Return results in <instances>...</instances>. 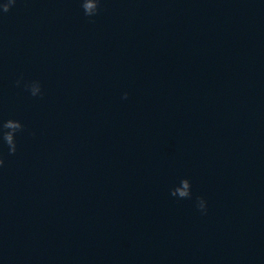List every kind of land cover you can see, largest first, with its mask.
Returning a JSON list of instances; mask_svg holds the SVG:
<instances>
[{
  "label": "water",
  "instance_id": "water-1",
  "mask_svg": "<svg viewBox=\"0 0 264 264\" xmlns=\"http://www.w3.org/2000/svg\"><path fill=\"white\" fill-rule=\"evenodd\" d=\"M10 118L0 264H264V0H16Z\"/></svg>",
  "mask_w": 264,
  "mask_h": 264
},
{
  "label": "clouds",
  "instance_id": "clouds-1",
  "mask_svg": "<svg viewBox=\"0 0 264 264\" xmlns=\"http://www.w3.org/2000/svg\"><path fill=\"white\" fill-rule=\"evenodd\" d=\"M16 0H5L4 3L0 4V10L3 13H7L15 5ZM81 7L84 11V14L88 17H92L98 14L100 9V0H81ZM20 81H17L19 85ZM25 88L30 91L33 97L42 95L41 84L39 81H33L28 84H25ZM128 96L127 93L124 94L126 99ZM24 125L16 119H7L0 124V139L3 143L6 144L8 148V154L14 155L17 151V142L16 135L19 132H22ZM5 160L2 155H0V167H3ZM191 182L189 179L184 178L179 181V184L175 186L171 195L179 199H188L191 198L192 192L189 191V186ZM197 207L202 211L206 212L207 204L203 197L197 198Z\"/></svg>",
  "mask_w": 264,
  "mask_h": 264
}]
</instances>
